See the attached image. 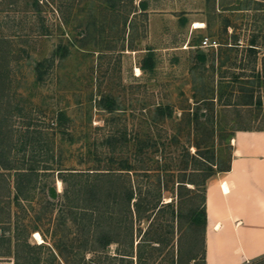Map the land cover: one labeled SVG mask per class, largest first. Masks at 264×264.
<instances>
[{"label": "rangeland", "instance_id": "rangeland-1", "mask_svg": "<svg viewBox=\"0 0 264 264\" xmlns=\"http://www.w3.org/2000/svg\"><path fill=\"white\" fill-rule=\"evenodd\" d=\"M248 89L255 100L262 90L253 109L264 125V0H0V264H187L190 252L203 264L201 226H180L203 186L186 183L181 197L178 184L228 166L235 131L223 104ZM198 107L214 108V134L191 119ZM139 138L149 141L140 155ZM122 160L134 192L160 201L139 213L134 199L131 236L90 252L87 192L66 193L63 178L85 185L102 178L67 172H111L105 185L116 187ZM106 201V218L122 219L119 196ZM223 239L215 264L232 257Z\"/></svg>", "mask_w": 264, "mask_h": 264}, {"label": "trees", "instance_id": "trees-1", "mask_svg": "<svg viewBox=\"0 0 264 264\" xmlns=\"http://www.w3.org/2000/svg\"><path fill=\"white\" fill-rule=\"evenodd\" d=\"M141 6L143 9H145V2H141ZM248 50L251 52H256L257 48L255 47L254 44L248 47ZM40 65L39 63L37 65V69L39 72V77H41L40 74ZM155 66V61H154V54L152 51H149V54L144 58L143 63L141 64V68L144 70H152ZM246 90V89H244ZM243 93V92H242ZM242 97L246 100L245 102H233V103H224L225 109L232 108L231 112L233 114V132L238 131V130H264V125L261 124V120L258 121L257 125H255L256 121L260 118L259 114H255V111L253 109L254 106H257L259 108V112L262 109V90H259V96L256 97L255 100V91L248 89L242 94ZM203 102L204 101H213L212 98H202ZM109 109H112L110 105L106 106ZM157 114L161 116H169L171 117L173 114V110L170 106H158L157 109ZM226 111V110H225ZM190 114V113H189ZM191 115V114H190ZM66 114L63 112H60L58 115L59 122L63 124V120L65 119ZM191 119H194L198 121V123L203 124L207 129H211L213 131V134L215 132L214 130V122H216V114L214 112V108L211 109H206L205 111L201 108L198 107L194 114H192ZM202 120V121H200ZM200 121V122H199ZM212 124V126H209ZM234 135V133H231V137ZM229 137V138H231ZM137 154H142L144 152V149L146 145L149 143V141H142L140 138L137 140ZM231 145V142H230ZM197 147L199 148L200 146ZM200 149V148H199ZM231 157V156H230ZM230 162V161H229ZM230 167V163L226 168ZM224 169V168H223ZM132 170V166L127 160H122L121 166L119 168V172H113V173H118V186H111L107 187L105 185V176H109V173L111 172H100V171H93V172H80V171H75V172H67L71 176H80L81 173H94L97 176H100L102 179L98 180L97 182H93L91 184L86 183L85 185H80L76 184L73 182L68 181L66 177L63 178V180L69 184V188H67L66 193L71 191L78 193H81V191L84 189L87 194H85V199L84 203L85 206H82L81 209L83 210V214L85 215L87 219V237L85 239L86 247L89 249L90 252H97L100 250H104L109 244L113 242H121L123 240V234L126 236H131L132 233V221L129 220V214L131 215L132 212H134L133 207H132V201L135 199L134 205H135V210L140 213L142 206V202L145 201L147 202L145 205V210L147 209H154L156 207L157 203L153 202H159L160 199L155 201V197L152 198L151 200H147V198H143L138 196L134 192L131 186L127 184L126 177L129 175V172ZM222 170V169H220ZM216 171L212 170L207 177L205 178V181L202 183L196 182L194 179L193 180H186L183 178L180 183L178 184V196L181 195V197L184 195L183 194V189L189 190L191 188L187 187L186 183H190L195 185L196 191H199L197 187L203 186V194H202V202H190V206L188 208V211L185 214L184 220L181 222V228L188 232H194L196 231V226H201V231L203 232V237H206V227H207V222H208V216H207V209H206V180L208 177L213 175ZM111 184L114 185L112 182ZM116 197L117 195L119 196L121 203L120 208L118 213L121 214L123 217L122 219L118 218L120 217L118 215L117 218L113 217V212L110 214L112 215L109 219L106 218L107 215V210L104 208L106 199L108 197L113 196ZM137 195V196H136ZM148 196V194L146 195ZM157 197V196H156ZM172 202V201H171ZM168 202V203H171ZM153 205V206H152ZM151 207V208H150ZM117 213V214H118ZM116 214V213H114ZM114 219V223H112L111 220ZM84 220V218L82 219ZM85 221V220H84ZM79 222V221H78ZM185 227V228H184ZM193 227V229H191ZM206 242V238H205ZM182 253V252H181ZM126 254V253H124ZM182 258V254H181ZM199 261V254L197 252H190L189 256L187 257V264H190L191 261ZM201 260L203 264H206V247L204 246V251L201 256ZM254 264H264V255H261L255 259H253ZM2 264H11V263H2Z\"/></svg>", "mask_w": 264, "mask_h": 264}, {"label": "crops", "instance_id": "crops-1", "mask_svg": "<svg viewBox=\"0 0 264 264\" xmlns=\"http://www.w3.org/2000/svg\"><path fill=\"white\" fill-rule=\"evenodd\" d=\"M195 26L205 24L196 21ZM229 163L206 180V264H215L213 258L225 246L223 238L231 241L232 257L221 264L264 255V130L236 131Z\"/></svg>", "mask_w": 264, "mask_h": 264}, {"label": "water", "instance_id": "water-1", "mask_svg": "<svg viewBox=\"0 0 264 264\" xmlns=\"http://www.w3.org/2000/svg\"><path fill=\"white\" fill-rule=\"evenodd\" d=\"M57 192H58L57 187H55V186H51L50 187V195L52 197H56L57 196Z\"/></svg>", "mask_w": 264, "mask_h": 264}, {"label": "bare ground", "instance_id": "bare-ground-1", "mask_svg": "<svg viewBox=\"0 0 264 264\" xmlns=\"http://www.w3.org/2000/svg\"><path fill=\"white\" fill-rule=\"evenodd\" d=\"M136 70H137V72H139V71H140V68H137ZM219 227H220V223L218 222V223H216V225L214 226V229L217 230ZM211 249H212V248H211Z\"/></svg>", "mask_w": 264, "mask_h": 264}, {"label": "built area", "instance_id": "built-area-1", "mask_svg": "<svg viewBox=\"0 0 264 264\" xmlns=\"http://www.w3.org/2000/svg\"><path fill=\"white\" fill-rule=\"evenodd\" d=\"M204 45H208V44H211V41H210V39L209 38H206V39H204Z\"/></svg>", "mask_w": 264, "mask_h": 264}]
</instances>
